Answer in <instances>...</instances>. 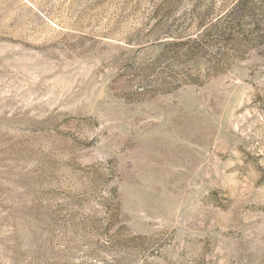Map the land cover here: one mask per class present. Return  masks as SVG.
I'll list each match as a JSON object with an SVG mask.
<instances>
[{
    "label": "rangeland",
    "instance_id": "374dc122",
    "mask_svg": "<svg viewBox=\"0 0 264 264\" xmlns=\"http://www.w3.org/2000/svg\"><path fill=\"white\" fill-rule=\"evenodd\" d=\"M0 264H264V0H0Z\"/></svg>",
    "mask_w": 264,
    "mask_h": 264
}]
</instances>
